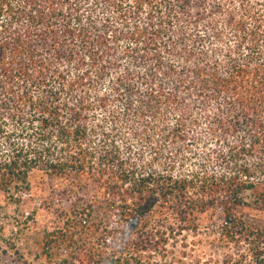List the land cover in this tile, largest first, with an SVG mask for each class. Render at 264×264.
Instances as JSON below:
<instances>
[{
	"label": "trees",
	"instance_id": "1",
	"mask_svg": "<svg viewBox=\"0 0 264 264\" xmlns=\"http://www.w3.org/2000/svg\"><path fill=\"white\" fill-rule=\"evenodd\" d=\"M232 3L0 0V186L19 204L34 169L64 178L70 234L47 233L50 261L67 246L83 264L151 263L213 209L227 264H264V5L239 0L237 19ZM225 34L243 57L219 56ZM199 112L214 148L188 166Z\"/></svg>",
	"mask_w": 264,
	"mask_h": 264
},
{
	"label": "rangeland",
	"instance_id": "2",
	"mask_svg": "<svg viewBox=\"0 0 264 264\" xmlns=\"http://www.w3.org/2000/svg\"><path fill=\"white\" fill-rule=\"evenodd\" d=\"M217 1L225 4L230 0ZM250 2L264 5V0H250ZM232 7L236 11V18L239 19L241 16L239 0H233ZM219 20L222 21L223 19L220 18ZM211 42L221 52L219 54L221 58L228 55L230 51H238L237 54L243 57L240 48L236 47L234 36H226L225 34L221 39H214ZM205 50H209L210 60H217L213 48L210 47ZM205 50L203 53H205ZM260 50L264 52L263 48H260ZM205 61L207 60L199 59L197 61L192 60L189 63L199 64L205 63ZM188 64L181 62L182 67L190 72ZM220 65L222 64L220 63ZM210 97L206 100V103L203 102L202 107H204V110H213L217 107L214 96ZM179 109L182 112L187 110L184 105ZM189 115H194L199 120L195 123L186 121L187 129L191 134L187 140L193 143L189 144L193 147L191 151L186 150L187 152L185 151L186 153L183 156L186 161L185 165L193 166L196 164L198 166L201 164V157L205 155L203 152L214 148V139L210 134L212 133L211 128L215 129L216 126L212 120H208L204 115H201V112ZM175 117V115H171L165 123L174 122ZM160 122L164 123L163 121ZM193 140H195V143L192 142ZM185 147L190 148L191 146ZM29 178L31 183L30 195L24 196L19 204L10 202L8 195L0 186V264H83L80 259H75L76 255L70 252L71 250L67 246L56 250L54 252L56 255L52 257L51 261L46 257V254H50V251L45 250L43 247L45 244L43 240L46 239L47 233H54L56 236L70 234L67 226L70 225L72 220L68 219L67 210L72 204L69 200H66L67 197L64 194V178L49 177L43 170L39 169H34ZM70 178L71 181L75 180L73 176ZM89 189L93 193H102L97 184L92 182L89 184ZM108 218L111 217L99 214V216L96 215L88 220L98 221L103 219L109 222ZM223 219L222 213L215 212L213 209L208 210L207 213L199 217L200 227L197 233L185 232L182 235L175 236V238L170 236L171 240L167 250L172 255L168 254L166 257H162V255L150 252L152 259L151 263L147 264H227L229 260L227 255L236 251L233 246L227 247L224 242L220 241L219 235L215 234L216 231L212 228L213 222L220 224ZM73 231L78 234L77 238L83 239L82 242L89 243V245H93L96 238L99 237V235L91 236L89 233L81 235V232ZM182 243H184L185 248L181 247ZM84 264H87V262L85 261ZM91 264L108 263L97 257Z\"/></svg>",
	"mask_w": 264,
	"mask_h": 264
}]
</instances>
